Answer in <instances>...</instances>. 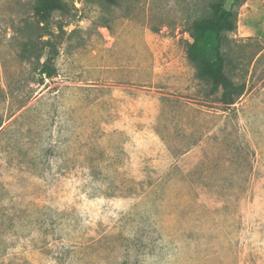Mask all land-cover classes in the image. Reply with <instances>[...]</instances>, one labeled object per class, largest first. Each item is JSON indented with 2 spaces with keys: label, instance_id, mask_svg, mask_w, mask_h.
<instances>
[{
  "label": "rangeland",
  "instance_id": "1",
  "mask_svg": "<svg viewBox=\"0 0 264 264\" xmlns=\"http://www.w3.org/2000/svg\"><path fill=\"white\" fill-rule=\"evenodd\" d=\"M62 1L0 0V264H264V0H226L231 106L188 57L217 0Z\"/></svg>",
  "mask_w": 264,
  "mask_h": 264
},
{
  "label": "trees",
  "instance_id": "2",
  "mask_svg": "<svg viewBox=\"0 0 264 264\" xmlns=\"http://www.w3.org/2000/svg\"><path fill=\"white\" fill-rule=\"evenodd\" d=\"M238 2V0H236ZM226 0L212 3V16L195 20L191 25V42L188 57L195 64L197 76L212 83L213 89L222 88V103L231 106L244 93V87L238 86L225 72V56L222 52L225 33L237 28V12L225 7ZM55 11H68V6L62 0H39L36 14L40 19L48 21ZM49 53L43 63L42 72L46 77L56 74L54 59L56 51L51 40H47ZM214 59H211L210 54Z\"/></svg>",
  "mask_w": 264,
  "mask_h": 264
}]
</instances>
